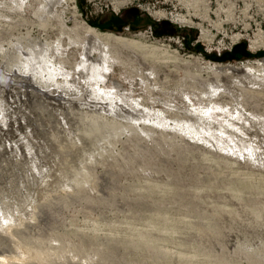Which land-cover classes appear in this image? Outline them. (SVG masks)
<instances>
[{
    "label": "rangeland",
    "instance_id": "1",
    "mask_svg": "<svg viewBox=\"0 0 264 264\" xmlns=\"http://www.w3.org/2000/svg\"><path fill=\"white\" fill-rule=\"evenodd\" d=\"M42 2L0 0L1 69L32 52L40 76L39 47L60 39L51 61L84 92L71 40L87 23L135 43L110 45L101 81L125 110L51 97V82L0 81V264H264V145L244 138L264 131V83L206 66L258 67L264 0ZM164 20L174 28L154 25ZM243 41L250 55L233 57ZM216 103L233 117L210 109L209 131L195 114L187 126L186 109Z\"/></svg>",
    "mask_w": 264,
    "mask_h": 264
},
{
    "label": "bare ground",
    "instance_id": "2",
    "mask_svg": "<svg viewBox=\"0 0 264 264\" xmlns=\"http://www.w3.org/2000/svg\"><path fill=\"white\" fill-rule=\"evenodd\" d=\"M50 1L53 3L55 1L59 2L61 0H50ZM63 1H67V0H63ZM47 2L46 3L42 2L40 7L44 9L48 4ZM82 30L84 32L83 39H79V40L72 39V38L70 39H72L71 41H72V44H74L73 46H78V48H80L82 51L81 52V62L77 63L78 69L80 70L81 68H84V69H87L88 71L87 72L88 76L86 77L87 86L84 88L83 90L84 92H82L81 89L79 90L78 86L75 85V83H78V79L77 81H75V83L74 82L71 83L68 80L64 79V74L62 75V73L58 71V69L54 66V63L51 61L52 56H54L55 53H58L61 51L62 43L60 42V39H57L56 44H54L53 46H50L49 44L45 43L44 48L39 47V54L41 56V60L45 64L41 66V73H40L41 78L40 76H37L35 69L33 68L34 66L28 63L32 61V57L30 56L32 55V52H31L30 55L27 53V55L24 56L25 65H26L25 67H19L18 65H16V69L14 71L13 70L9 71V69L7 70L1 69L0 67V81L1 82L7 81V83L9 84V81L11 80L10 78L16 81L17 79H19V77H21L23 79L25 78V80L28 79L29 81H32V82L34 81L35 86H41V88L49 86L48 83L51 82L53 84V87L49 88L50 90L49 95L51 97H53V95H56V97L65 96L64 98L77 102V104L79 105L93 108L95 110L98 108L103 109V110L111 108L114 111L116 110V108L125 110V102L123 101L122 96H120L119 94H116L117 92L115 90H106L103 86H101L102 85L101 81L106 77L105 71L107 68V62H109V59L107 56L111 57L110 45L118 44L122 47H128L131 44H135V43L130 41L127 37H124L122 35H117L109 31H100L94 26H91L87 23H85V26L83 27ZM251 42L252 44H256L258 40L257 39L251 40ZM93 50L97 51L98 53V56L96 55L97 57L92 56ZM206 66L210 68L211 70L217 71L218 73H229L233 80L244 82L249 85H260L264 83V71L262 72L261 71L262 69L259 68V66H262V67L264 66V59L262 60L261 63H258V67L248 62H243L240 65L231 64V63L222 65L216 62L215 63L207 62ZM3 70L6 73H4ZM147 70L149 74H151L150 68H148ZM17 72L19 73V75ZM42 72H44V74H42ZM59 75H62V79L60 78L61 80L57 79L60 77ZM15 81H13V83ZM229 82L225 80V84H226L225 88L228 89L229 92H231L232 95L235 96L236 95L235 93H237V91L233 90L232 92L231 87H230L231 82L230 84ZM17 83L16 84L19 85V81ZM22 83L24 82L22 81ZM41 83H43L44 85ZM32 88H35V87L32 84L29 85V89H32ZM26 92L28 91L25 90L24 93L27 94ZM40 93L47 94L45 91H42ZM135 104L141 105V103L138 102V100L135 101ZM210 109H215L221 112L227 111L228 115L231 117H233L235 113L234 110L228 109L225 105L221 103H216L215 107H211L210 105L204 106V110L202 112H196L195 110L188 108L186 109V112L190 114V118L189 120H187V126L190 127L193 125L192 122H189V121L191 120V115L195 114L201 119L202 122H204L205 125H207L206 127L200 126V128L207 129V131H209L210 130L209 127L212 126L211 124L212 120L209 119V116L207 115V113ZM251 120L254 122H260L258 121L257 118L251 119L249 117H246L247 124L250 123ZM260 127L262 131L263 126L261 124H260ZM215 128L219 130L220 133H223L228 130L225 125L221 126L219 124H216ZM230 131L234 133L237 132V130H234V129H231ZM191 135L197 138L199 137V139H201L200 135L198 134V131L194 133L191 132ZM244 138L249 141L251 140L253 142H256V144L258 143L261 149L264 145V131L259 132L257 129H255L254 132L249 133V135L245 136Z\"/></svg>",
    "mask_w": 264,
    "mask_h": 264
},
{
    "label": "trees",
    "instance_id": "3",
    "mask_svg": "<svg viewBox=\"0 0 264 264\" xmlns=\"http://www.w3.org/2000/svg\"><path fill=\"white\" fill-rule=\"evenodd\" d=\"M132 17L133 18L136 17V14H133ZM155 24L159 25V26L164 25V26H166L168 28H171V27L174 28L173 24L171 22L167 21V20H164V21H161V22H159V21L158 22H154V25ZM245 47H246V43L244 41L234 45L232 49H233V52L235 53V55H233V57H235L237 54L238 55L240 54L242 56L250 55V53L245 50ZM224 55L227 56L226 53Z\"/></svg>",
    "mask_w": 264,
    "mask_h": 264
}]
</instances>
